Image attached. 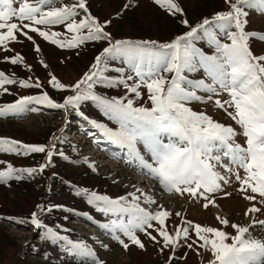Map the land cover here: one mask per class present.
Segmentation results:
<instances>
[{
	"label": "rangeland",
	"instance_id": "374dc122",
	"mask_svg": "<svg viewBox=\"0 0 264 264\" xmlns=\"http://www.w3.org/2000/svg\"><path fill=\"white\" fill-rule=\"evenodd\" d=\"M29 2L34 3V0ZM85 2L88 12L85 13L83 9L77 8L76 20L79 21L90 14L104 26V31L109 33L110 38L115 42L169 43L177 36L202 24L206 18L213 20L217 13L230 11L229 4L225 3V0H175L183 10V14L175 15L170 14L154 0H85ZM231 2L235 3L236 0ZM76 3L78 0H54L52 7L71 6ZM19 6V0H16L13 7L19 8ZM244 11L248 13L243 17L247 21L244 25L245 32L257 34L250 37L249 47L254 55H264V40L259 38L260 35H264V12L249 7H244ZM185 19L188 21L187 26L182 23ZM9 22L20 24L15 18ZM24 23L30 22L24 21ZM36 27L43 31L62 33L58 37L61 40H70L73 35L66 31L64 25H36ZM231 30L235 31L234 28ZM0 31L6 32L7 29ZM23 31L33 39L29 40L27 36L16 31L15 41H6L4 45H0V71L16 81L0 87V106L12 104L22 97H41L45 93L53 103L63 104L66 97L76 94L71 86L81 80L90 69L92 70L96 57L104 48L110 46L108 40H93L85 41L74 48L60 47L44 40L38 33L28 29ZM86 32L87 30L85 34ZM220 39L222 42H229L222 35ZM194 44L207 54L214 53V48L206 39L196 40ZM37 47L40 51L36 50ZM17 55L23 58L22 61L12 64L10 58ZM164 75L171 78L172 73H164ZM184 75L192 81L203 79L206 83H212L203 69L185 72ZM53 76L69 87L63 90L53 87L50 82ZM128 76L133 77L132 80H126L129 85L134 84L138 79L134 77L132 70L128 71ZM20 81H26L31 85L39 83L40 87L24 88ZM126 90L108 92L100 87H93L91 91L98 96L111 99L114 98L111 97L112 94L116 93L117 98L119 94H125ZM139 91L141 93L139 98L133 96L137 98L135 101L137 107H146L147 89L142 86ZM217 93L198 90L197 95L203 99L193 100L188 107L197 113H206L214 121L230 125L240 133V126L227 114L234 112V109L225 104L227 109L225 111L215 103L216 100L228 101L230 99L228 93L218 86ZM28 105L23 111L25 115H20L22 112L0 116V138L20 141L24 145L35 143L40 145L49 142L53 133L61 131L63 142L48 150L52 153L50 160L48 154L44 159L46 152L28 157L23 148L20 149L19 154L0 152V171H5L8 164L18 170L36 169L31 174L27 171H19L14 175H19L21 179H11L6 184H0V203L9 210L27 214L34 207L38 210L41 201L47 200L46 210L50 214L48 230L51 229L67 240L40 239L41 230L38 231L31 223V217L22 221L0 218V264H95V261L100 264H209L213 259L209 251L200 247L202 241L197 238L191 227L188 237L184 238L182 235L179 239L177 245L181 249L180 253L175 252L171 247H163V239L155 230L159 228L156 221H152L154 228H149L147 231L156 236L159 243L137 230L136 234L145 247L141 249L131 244L122 232L118 229L113 232L111 227L114 221L118 224L126 223L128 215L102 211L103 202L89 203L88 194L92 192L113 200L125 198L121 203L133 202L132 194H134L139 197L135 202L151 213L167 210L170 215L165 219V228L172 235H175L178 228L188 227L186 222L191 221L193 224L223 230L231 236L236 235L235 229L231 227L232 224L249 226L251 236L264 241V226L259 223L253 225V220L264 221V203H261L264 198L249 190L247 195H253L256 199L253 201L245 199V193L239 190L240 183L235 179V175L226 171L225 167L217 165L216 171L228 178L229 183L221 182L220 190L208 194L209 198L215 201V204H209L208 208L203 206L207 203L203 197L193 198L188 193L176 195L158 194L154 190L147 189L143 191L142 189L148 186L139 187L141 178H137V182H134L136 169L145 176H153L139 166V161L135 160L126 148L111 141L102 129L95 126L93 121L113 130L118 128V125L104 114L97 102L89 99L81 101L78 107L64 108L32 102ZM70 118L71 123L78 124L76 129L79 132L75 135L69 133L66 128L70 125ZM245 139L240 134L235 137L236 143L244 146H246ZM118 147L125 149L127 157L124 163L122 158L114 156L118 161L116 166L112 164V154L119 152L115 149ZM137 147L144 159L151 162V156L143 145L138 144ZM99 148L104 151H99ZM105 163L106 166H103L102 164ZM221 163L234 168L229 165L227 158H222ZM41 165H47L43 171H40ZM101 166L106 170L101 169ZM238 171L241 176L244 175L242 169ZM165 191L171 192L166 189ZM225 193L231 195L226 196ZM146 198H151L155 202L148 203ZM253 204L261 211L245 215ZM40 211H37V217L41 221ZM2 213L0 209V214ZM217 216L227 219L229 224L227 226L221 224ZM104 225L109 227L106 228ZM116 237L128 243L129 248L125 250ZM68 240L86 245L94 254L95 260L93 256L84 255L69 244L64 250L63 246ZM231 242L228 240V243ZM189 244L192 245L191 248L188 247ZM34 249L37 252L32 251Z\"/></svg>",
	"mask_w": 264,
	"mask_h": 264
},
{
	"label": "snow or ice",
	"instance_id": "6c2138e0",
	"mask_svg": "<svg viewBox=\"0 0 264 264\" xmlns=\"http://www.w3.org/2000/svg\"><path fill=\"white\" fill-rule=\"evenodd\" d=\"M14 2L16 0H0V30L7 29L6 32L0 31V45H4L6 41H15L16 31L32 40L33 37L23 31L28 29L60 47L74 48L85 41L93 40H108L110 46L104 48L96 57L92 70L71 86L76 94L66 97L63 104L53 103L46 93L38 98L22 97L12 104L0 106V116L20 114L33 100L46 101L53 107L64 108L78 107L81 101L91 99L97 102L104 114L114 121L118 128L113 130L93 121L95 126L102 129L111 141L126 148L129 154L139 161V166L158 179L166 190L188 193L193 198L203 197L207 201L203 206L208 208L209 204H215L208 194L220 190L221 182L229 183L228 178L216 171L217 165H220L235 175V179L240 183L239 190L245 193V199H256L253 195H247L249 190L264 198V55L256 56L251 51L248 41L257 34L245 32L244 25L247 21L243 19L248 15L244 7L264 12V0H236L235 3L225 0L230 11L217 13L213 20L206 18L202 24L164 44H157L156 41L111 43L110 34L105 32L104 26L90 14L79 21L76 20L77 8L88 12L85 0L62 7H52L54 0H34V3L19 0V8L13 7ZM154 2L166 8L172 15L183 14L175 0ZM13 18L19 20L20 24L9 22ZM182 23L188 25L186 19ZM36 25H64L66 31L73 35L70 40H61L58 37L62 33L43 31ZM233 28L235 31L231 30ZM221 35L229 42H222ZM259 38L264 40V35ZM200 39H206L214 48L213 54H207L195 46L194 41ZM36 50L40 51L39 47ZM117 56L127 58L138 79L132 85L127 84L125 80H119L117 84L108 80L105 86L115 87L123 84L128 92L134 93L137 98L141 95L139 89L146 87L151 107L134 106V101L127 97L106 99L91 91L100 79L102 64L106 59ZM10 59L12 64H17L23 58L17 55ZM199 69H203L205 75L211 79V84L203 79L192 81L184 75L185 72H195ZM164 73H172L171 78ZM127 79L132 80L133 77L128 76ZM50 82L60 90L69 87L60 83L55 76ZM13 83L16 81L0 71V87ZM20 84L24 88L40 87L39 83L31 85L26 81H20ZM217 86L227 92L230 99L224 102L216 100L215 103L225 111V104L234 109V112L227 114L240 126V133L232 126L214 121L206 113H197L188 107L193 100L203 99L197 95L198 90L218 94ZM238 134L246 138V146L236 143L235 137ZM138 144H142L150 154L151 162L144 159ZM21 148L25 150V154L45 152L42 145H24L20 141L0 138V152L19 154ZM51 155L49 152V160ZM222 158H227L229 165L234 166L236 170L223 165ZM46 166L41 165L40 171ZM239 169L243 170V176L240 175ZM19 171L31 174L36 169L18 170L8 164L5 171H0V184H6L11 179H21L19 175H14ZM88 199L89 203L93 204L103 202L102 211L127 214V222L118 224L114 221L112 231L118 229L131 244L141 249L145 245L136 234L137 230L144 232L151 240L160 242L147 231L154 228L152 221H156L159 228L155 230L162 237L164 248L171 247L174 250L182 235L184 238L188 237L191 227L197 238L202 241L200 247L209 251L213 257L209 264H264V241L252 237L249 226L232 224L236 235L231 236L223 230L188 221V227L178 228L175 235H172L165 228V219L170 213L167 210H158L155 213L147 211L135 202L139 197L134 194L131 203H121L125 201L123 197L113 200L95 192L88 194ZM146 202L155 201L146 198ZM261 203H264V199ZM260 211L261 209L253 204L245 215ZM217 219L225 226L229 224L227 219L219 216ZM31 223L37 228L42 226L36 212L31 214ZM257 223L264 226V221L253 220V225ZM47 238L67 240L51 229L48 230ZM116 238L125 250L129 248V244L123 239ZM228 240L232 242L228 243ZM67 242L73 249H79L82 254L93 256L95 260L94 254L86 245L70 240ZM188 247L191 248L192 245L189 244ZM95 264L100 262L95 261Z\"/></svg>",
	"mask_w": 264,
	"mask_h": 264
},
{
	"label": "trees",
	"instance_id": "16d2710c",
	"mask_svg": "<svg viewBox=\"0 0 264 264\" xmlns=\"http://www.w3.org/2000/svg\"><path fill=\"white\" fill-rule=\"evenodd\" d=\"M112 43H115V40L111 39ZM130 42H138V41H130ZM102 69L103 71L100 73V79L97 80V82L94 84L93 87H100L103 90H107L108 92H113V90H126L127 88H125L124 86H122L123 84H119L118 86L115 87H106L105 84L107 83L108 80L112 81L113 84H117V82L119 80H127V75H128V71L132 70L130 63L127 61V58L122 57V56H117L115 58H108L105 60V62L102 64ZM91 70V69H90ZM90 70L88 71V73L90 72ZM132 73L135 76V72L132 70ZM168 75V74H167ZM166 75V76H167ZM137 78V77H136ZM135 94L134 93H130L128 92V90H126L125 94H119L117 96V98H125L127 97L128 99H132L134 101V104L137 106L138 104L135 102L137 100L136 97H133ZM72 96V95H71ZM115 94H112L111 97H115ZM38 98V96H37ZM147 98H148V93H147ZM126 102V100H125ZM32 103H37V104H48L46 101L45 102H37L36 100H33ZM56 103V102H55ZM29 105H27L26 107H28ZM146 107H151V102L149 100H147V104ZM20 115H25V113L23 112ZM61 131L55 132L53 133L52 137H50L49 142H44V143H40V145L46 147V156L44 157V159H46L47 154L49 153V149L51 148H55V146L57 144H62L63 139L60 136ZM47 143V144H46ZM34 145H38V143H35ZM38 153H28V157L30 156H37ZM47 200H43L41 201L40 207L38 208V210H36V208L34 207V209L32 211H30L27 214H24L22 212H16V210H9L7 208H5V205H3L2 203H0V209L3 212L2 214H0V218L6 217L7 219H12L15 221H22L23 219L28 220L31 217V214L33 212L40 211L41 213V223L42 226L40 228L36 229L38 231L41 230V232H39V238L40 239H47V233H48V227H47V223L49 222V213L47 212L46 208H47ZM22 211V210H19ZM66 245H68V242L63 246V249H66ZM173 249V248H172ZM175 252L180 253L181 249L180 247L177 245V247H175ZM32 251H35L32 250ZM37 252V251H35Z\"/></svg>",
	"mask_w": 264,
	"mask_h": 264
},
{
	"label": "bare ground",
	"instance_id": "6f19581e",
	"mask_svg": "<svg viewBox=\"0 0 264 264\" xmlns=\"http://www.w3.org/2000/svg\"><path fill=\"white\" fill-rule=\"evenodd\" d=\"M103 158V157H102ZM103 166H106V163L105 164H102ZM103 166H101V169H104L106 170V168H104ZM90 228V227H89ZM88 229V228H87Z\"/></svg>",
	"mask_w": 264,
	"mask_h": 264
}]
</instances>
